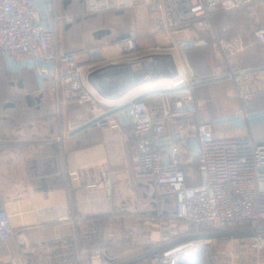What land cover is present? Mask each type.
<instances>
[{
    "label": "built area",
    "instance_id": "2783aa9c",
    "mask_svg": "<svg viewBox=\"0 0 264 264\" xmlns=\"http://www.w3.org/2000/svg\"><path fill=\"white\" fill-rule=\"evenodd\" d=\"M84 2L91 13L143 5L139 17H150L153 22L146 33L161 34L164 40L143 47L138 27L133 25L111 46V52L103 43L66 50L59 41L60 30L72 19L62 13L58 0H0V57L7 59L13 69H32L40 88L48 87L57 98L59 130L37 141L63 146L95 127L125 130L131 141L135 176L148 178L176 196L173 219L191 224L200 232L254 229L250 233L256 249L255 264H264V141L255 140L248 132L218 135L222 118L196 120L198 108L206 102L196 96V90L204 85H230L241 103L264 91V63L245 66L234 59L238 53L264 43V0ZM237 11L245 16L246 30L230 35L228 26L214 25L220 14ZM205 29L210 31L211 39L200 35ZM209 42L220 63L214 71L195 73L185 51ZM168 52L174 57L175 52L179 54L178 74L153 90L131 89L107 101L88 80V74L99 68L152 60L151 53ZM72 104L94 106L89 117L71 119L68 113ZM253 115L241 108L228 121L234 120L235 128ZM8 144L0 136V146ZM194 160L198 182L192 181L194 174L189 169ZM87 190V200L98 198V183L87 185ZM69 208L68 203L49 204L37 207V212L48 219L81 223L83 215H71ZM162 215L158 211L157 216ZM243 224L246 227H240ZM19 233L7 208L0 206V263L1 248ZM188 233L175 228L159 245ZM205 237L182 239L154 251L152 264H180L190 259ZM55 239L62 240L61 233H56ZM77 251L79 264H114L105 257L101 244L80 245ZM9 255L12 264H24L19 253Z\"/></svg>",
    "mask_w": 264,
    "mask_h": 264
},
{
    "label": "crops",
    "instance_id": "0c3cea01",
    "mask_svg": "<svg viewBox=\"0 0 264 264\" xmlns=\"http://www.w3.org/2000/svg\"><path fill=\"white\" fill-rule=\"evenodd\" d=\"M142 24H148V21ZM140 29L141 27L139 32L142 44L154 39L153 35L143 33ZM199 49L192 50L191 55L204 57L203 51ZM261 51L264 52V47ZM261 58L264 60V57ZM189 63L195 73H204L199 71L203 63L200 62L196 67L190 61ZM219 63L220 61L217 64ZM217 64H212L210 69L214 70ZM38 82L35 76L28 81V86L19 87L21 92L17 99L26 105L24 107L29 108L30 114H20L15 119V125L10 126L14 123V118L7 111L4 115L1 113V135H48L58 129L57 98L48 87L41 89ZM46 83L50 84V81ZM28 89L30 90L27 91ZM201 89L202 87L196 90V96L204 99V91ZM260 93L264 94V91L258 92V98L262 96L264 99V95ZM38 104L40 112L33 111ZM80 107L81 105L72 104L69 111L74 113V109ZM241 108L249 111L246 104ZM218 131L220 136L248 132L254 137L249 120L235 128L227 125ZM189 169L197 174L195 161L190 164ZM148 181L135 176L131 163V141L126 131L121 129H88L63 146H0V206L7 208L12 225L20 231L2 247V264H12L9 255L12 253H19L21 257L23 255L22 258L40 255L42 252L51 254L49 250L57 242H67L69 245L80 242L85 246L101 244L113 252L118 244L113 245L114 241L105 240L108 232L132 230L135 225L150 226L155 218L151 205L153 185L160 189L161 196H164L162 194L165 189ZM192 181L198 182L199 178ZM94 182L99 185L98 198L87 200V185ZM171 199L175 211L176 196L173 193ZM62 203L69 204L71 215H83V221L76 224L71 220L48 219L45 214L37 212V207ZM56 233H61L63 239L56 240ZM126 243L122 242L120 246L129 248ZM72 260V256H69L51 263L73 264Z\"/></svg>",
    "mask_w": 264,
    "mask_h": 264
},
{
    "label": "rangeland",
    "instance_id": "374dc122",
    "mask_svg": "<svg viewBox=\"0 0 264 264\" xmlns=\"http://www.w3.org/2000/svg\"><path fill=\"white\" fill-rule=\"evenodd\" d=\"M58 7L63 14L69 15L72 19L69 22L66 21L60 30L59 41L62 47L66 50H75L81 48L82 46L103 43L108 46L107 51L111 52V49L113 48L111 46H113L119 38L127 35L133 25H136L138 30L139 27H141L140 31L146 33L148 28L153 23L151 22L150 17H148V24H142L143 22H147V19H142L139 17V14H137V10L139 11L140 8H144L143 5L139 6L138 4L128 7L122 12H118L117 10H106L99 13H87L84 0H58ZM214 25L219 28L228 26L229 29L227 34L230 35L246 30L245 16L239 11L220 14L214 20ZM190 32L195 34V31ZM99 33H101L102 36H99ZM200 35H204L207 39H211V33L207 29L203 30ZM149 40V42H143L144 44H142V46L145 47L152 45L154 42H161L164 38L161 34H156L154 35L153 40ZM263 47L264 43H258L256 47L248 48L244 52L238 53L234 56L235 63L245 66L264 63V60H261V57H264V55H261ZM196 48H200L203 51L204 57L201 58L191 55V51ZM212 48L215 47L212 42H209L203 46L189 47L185 53L188 56L189 61L193 63L195 67L196 65L199 66L200 62L203 63L201 64L202 66L200 65L201 70L199 71L206 73L211 71L210 68L212 67V64H217L221 60L219 55H217L214 52L215 50ZM262 54H264V52ZM175 56L181 65L179 54L177 52H175ZM35 76L37 77L36 73L32 69H13V65H10L7 59L0 58V115L1 113H3V115L6 114L5 111H7V113L14 118V123L11 124L9 121L8 125L11 124L10 126H14L17 116L28 113L29 108L24 107L26 105H23L21 103L22 101L18 100L17 97L21 92V88L19 87L28 86V81ZM16 84H18V86ZM29 90L30 89L27 91ZM138 90H141V87H138L133 91ZM201 91H204L202 97L206 99V102L198 108V112L196 113L197 120L201 121L222 118V122L220 123L222 127L227 125L231 126L232 123H234V120L228 121V118L237 115L241 110L242 105L246 104V106L248 105L249 111L254 113V115L249 119V125L251 127V131L253 132L254 139L264 141V99L261 98V95H264L263 93H260V98H258L259 94L255 93L250 100L245 103H241L234 96V91L230 85H214L210 87L208 85H204L202 86ZM101 105L102 104H99V106ZM93 106V104L81 105L80 109H74V113L69 111L68 117L71 119L89 117ZM40 110V105L38 104V106H35L33 111L40 112ZM57 115L59 114L57 113ZM58 119L60 127L61 120L59 116ZM59 127L55 132L48 135L25 136L18 134L16 136L12 133L11 135L0 134V136L10 142L8 145H54L46 144L37 140L56 134ZM55 145L60 144L56 143ZM194 161L196 162V160ZM193 174V179L196 181V171H194ZM144 179L149 180L148 178ZM148 182L151 181L149 180ZM159 191L160 189L153 185L151 205L155 218H153V222L150 226L144 227L142 225V227H136L135 225L132 230L110 231L108 232V235H105V240L107 242L114 241L113 245L118 244L116 246L117 248L114 249L113 252L104 248L105 257L114 264L154 248L165 241V238L175 228L185 230L187 233L199 231L191 224L173 219L174 203L171 199V193L164 192V194H162L164 196H161ZM160 210L163 213L162 217L157 216V213ZM235 230H240V228ZM205 239L206 240L203 238L201 239L203 244L201 245L200 250L190 258L191 261L182 260L180 264L256 263V249L253 246V238L250 232L210 235L206 236ZM122 242H127L126 244H129L130 247L124 249V246H120V243ZM80 245H82L80 242H73L71 245L67 244V242H57L54 243L52 249L49 250L51 251V254L49 252H42L40 255H29L26 258L24 256L23 259H25V264H54L51 262H58V260L63 257L69 258V256H72V263L79 264L77 258V248H79ZM2 252L3 248H1V253ZM152 255V253L146 254L129 264H152ZM0 264H2V260Z\"/></svg>",
    "mask_w": 264,
    "mask_h": 264
},
{
    "label": "water",
    "instance_id": "95a60500",
    "mask_svg": "<svg viewBox=\"0 0 264 264\" xmlns=\"http://www.w3.org/2000/svg\"><path fill=\"white\" fill-rule=\"evenodd\" d=\"M154 63H158V69H147L146 61L137 62L134 64H115L103 68H99L88 74L89 82L94 88L104 97L114 96L115 99L121 97L125 91H129L131 86L138 85L146 81L156 80L160 78L171 79L178 74V67L174 55L172 53H151L150 55ZM172 58V66H169V58ZM254 229H230L223 231L210 232H192L182 235L170 242L157 245L148 251L139 253L117 264H129L143 257L146 254L165 247L166 245L186 238H198L210 235L219 234H234L240 232H252Z\"/></svg>",
    "mask_w": 264,
    "mask_h": 264
},
{
    "label": "bare ground",
    "instance_id": "6f19581e",
    "mask_svg": "<svg viewBox=\"0 0 264 264\" xmlns=\"http://www.w3.org/2000/svg\"><path fill=\"white\" fill-rule=\"evenodd\" d=\"M176 57V56H175ZM174 57V58H175ZM168 58H169V56H168ZM178 61V59H177V57H176V59H175V61ZM146 61V63H145V65L147 66V69H150V68H152L153 67V69H158V67H159V65H158V63H154L153 61H151L150 59H148V60H145ZM177 61H176V65H178L177 64ZM172 64V58H169V66H172L171 65ZM218 65V64H217ZM216 65V66H217ZM216 69V68H215ZM214 69V70H215ZM213 70V71H214ZM166 82V79H164V78H160V79H156V80H151V81H146V82H143V83H141V84H138V85H133V86H131L130 88L131 89H136V88H138V87H141V89L143 90V89H146V90H153V88L154 87H157V85H159V84H162V83H165ZM130 89V90H131ZM128 91H125L121 96H124L126 93H127ZM105 98H107V101H112V100H114L115 99V97L114 96H109V97H105Z\"/></svg>",
    "mask_w": 264,
    "mask_h": 264
},
{
    "label": "trees",
    "instance_id": "16d2710c",
    "mask_svg": "<svg viewBox=\"0 0 264 264\" xmlns=\"http://www.w3.org/2000/svg\"><path fill=\"white\" fill-rule=\"evenodd\" d=\"M124 9H126V8H123V9H114V10H117L118 12H122ZM86 12H87V10H86ZM87 13H91V12H87ZM96 13H99V12H96ZM101 33H99V36H102V34L100 35ZM197 165V164H196ZM240 227H246V225L245 224H243V225H240ZM88 246H94V245H88ZM187 261H191L190 259H187Z\"/></svg>",
    "mask_w": 264,
    "mask_h": 264
}]
</instances>
